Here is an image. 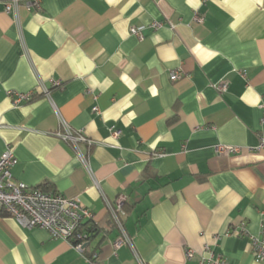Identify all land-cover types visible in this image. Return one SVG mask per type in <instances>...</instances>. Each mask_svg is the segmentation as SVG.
<instances>
[{"label": "crops", "instance_id": "1", "mask_svg": "<svg viewBox=\"0 0 264 264\" xmlns=\"http://www.w3.org/2000/svg\"><path fill=\"white\" fill-rule=\"evenodd\" d=\"M6 1L0 157L10 148L16 181L93 213L95 264H206V245L228 264H264L240 233L261 236L264 218V0H40L41 11L20 0L17 13ZM61 118L93 142L80 144L88 167L56 136ZM118 198L133 248L115 252ZM88 262L0 213V264Z\"/></svg>", "mask_w": 264, "mask_h": 264}, {"label": "built area", "instance_id": "2", "mask_svg": "<svg viewBox=\"0 0 264 264\" xmlns=\"http://www.w3.org/2000/svg\"><path fill=\"white\" fill-rule=\"evenodd\" d=\"M208 0H204L206 2ZM1 5V3H0ZM4 10L7 13H17L20 0H9L4 4ZM29 7L38 11L42 10L40 0H32ZM203 20L198 14L196 21ZM162 23H154L153 27L159 29ZM132 33L140 35L138 29H132ZM179 71H172L170 78L175 81L180 79ZM59 86V84H58ZM42 93L50 100V91L41 88ZM217 91L222 94L227 91L228 84L221 83L216 86ZM34 93H16V101H30L34 97ZM97 110V108L95 109ZM61 131L56 136L71 144L75 149L79 161L86 167L89 166L87 156L81 152L80 144L93 146V142L89 140L84 131L74 130L64 119L61 118ZM112 136L118 138L119 131H112ZM264 149V135L260 137L259 145L256 150ZM217 151L222 154H236L241 151L239 147L220 145ZM17 159L13 150L8 148L0 157V213L5 212L9 217L13 218L20 226L26 229L39 228L50 233L54 239H62L70 242L74 248L84 254L87 249L85 246L88 242V234L81 231V227L87 221L94 220L93 213L87 209L78 198H66L55 191H44L42 189H32L26 184L18 182L13 176L12 169L16 165ZM99 188V182L95 181ZM124 199L118 198L113 203H107L112 221L117 230V236L113 241L114 251H118L122 247H132L133 239L128 235L124 219L126 212L123 208ZM262 234L259 237L251 235L245 228H242L241 235L247 237L252 246V250L258 260L264 259V218L262 221ZM194 250L188 249L186 256L191 258ZM202 253V261L206 264H228L226 258L220 254H216L211 250L209 245L204 246ZM143 264V261H139Z\"/></svg>", "mask_w": 264, "mask_h": 264}, {"label": "trees", "instance_id": "3", "mask_svg": "<svg viewBox=\"0 0 264 264\" xmlns=\"http://www.w3.org/2000/svg\"><path fill=\"white\" fill-rule=\"evenodd\" d=\"M39 189H41V188H39ZM42 190L51 191L50 189H42ZM111 223L113 224V227H115L112 219H111ZM80 230L86 232L89 235L87 240L90 243L93 240L94 236L98 233L99 227L95 223V221L92 220V221H87L86 223H84ZM84 255H86V257L88 258V261H89L88 264H95L96 255L94 252H92V253L89 252L88 248H87L84 252Z\"/></svg>", "mask_w": 264, "mask_h": 264}, {"label": "water", "instance_id": "4", "mask_svg": "<svg viewBox=\"0 0 264 264\" xmlns=\"http://www.w3.org/2000/svg\"><path fill=\"white\" fill-rule=\"evenodd\" d=\"M89 245H90V243H87V245L85 246L86 248H88L89 247Z\"/></svg>", "mask_w": 264, "mask_h": 264}]
</instances>
